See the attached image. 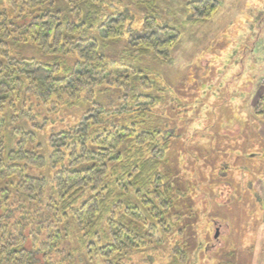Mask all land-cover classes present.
Here are the masks:
<instances>
[{
  "label": "trees",
  "instance_id": "obj_1",
  "mask_svg": "<svg viewBox=\"0 0 264 264\" xmlns=\"http://www.w3.org/2000/svg\"><path fill=\"white\" fill-rule=\"evenodd\" d=\"M63 1L70 8L66 13L59 0H0V212L2 201L9 200L0 213V264H76L79 249L66 242L73 235L63 236L73 221L89 264H127L133 255L146 264H154L156 256L167 257V264H186L180 217H170L177 199L162 171L171 149L168 131L149 125L139 130L143 119H118L154 116L164 97L155 96L159 89L148 72L115 67L92 35L100 23V37L120 40L131 18L112 19L104 0ZM219 5L218 0L192 2L193 21L212 18ZM134 33L129 37L138 56L171 61L179 30L146 14L140 36ZM21 44L38 49L44 60L13 57L11 46ZM113 91L121 94L123 110L99 102ZM50 104L56 111L82 104L91 109L52 135L48 152L40 142L46 118L35 124L37 130L23 123L42 117L41 109ZM254 115L264 122V92ZM123 162L126 173L152 182L148 196L135 192L137 205L111 190L110 175ZM48 169L51 179L34 174ZM100 222L102 231L93 232Z\"/></svg>",
  "mask_w": 264,
  "mask_h": 264
},
{
  "label": "rangeland",
  "instance_id": "obj_2",
  "mask_svg": "<svg viewBox=\"0 0 264 264\" xmlns=\"http://www.w3.org/2000/svg\"><path fill=\"white\" fill-rule=\"evenodd\" d=\"M104 1L112 19L124 14L131 19L126 20L117 41L100 37V23L95 25L92 35L101 51L118 64L113 63L115 67L151 74L159 89L155 96L164 97L154 116L132 113L118 119L125 123L143 119L139 130L149 125L168 131L171 149L162 171L171 181L169 194L177 199L170 217H180L183 232L179 238L187 243L189 253L186 264H264V122L253 111L264 92V0H218L215 15L202 22L193 21L190 8L197 0ZM67 6L59 0L58 8L65 13L70 9ZM146 14L154 16L160 26L180 32L168 63L138 56L129 37L133 30V37L140 36ZM11 50L15 58L44 60L30 45H14ZM121 97L116 91L105 92L99 102L117 109L123 106ZM50 106L41 109L42 117L23 123L26 129L37 130L35 124L46 118L40 142L48 152L49 138L80 122L91 109L85 104L57 111L58 107L52 110ZM124 168L125 162L110 175L111 190L137 205L135 192L141 190L148 196L152 182ZM38 172L34 174L48 179L54 174L50 169ZM2 204L1 212L9 200ZM76 223L69 224L63 236L73 235L66 242L73 251L79 249L76 264H89L87 253L80 250L82 233ZM103 228L100 222L93 232ZM153 260L167 264L168 258ZM125 261L146 264L136 255Z\"/></svg>",
  "mask_w": 264,
  "mask_h": 264
},
{
  "label": "crops",
  "instance_id": "obj_3",
  "mask_svg": "<svg viewBox=\"0 0 264 264\" xmlns=\"http://www.w3.org/2000/svg\"><path fill=\"white\" fill-rule=\"evenodd\" d=\"M255 109V108H254ZM254 109H253V111H254ZM256 118V117H255Z\"/></svg>",
  "mask_w": 264,
  "mask_h": 264
}]
</instances>
